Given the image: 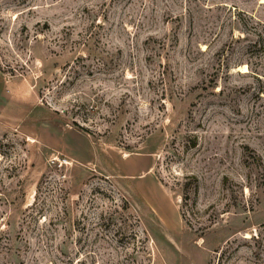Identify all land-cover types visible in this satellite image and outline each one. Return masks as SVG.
Instances as JSON below:
<instances>
[{
    "label": "rangeland",
    "instance_id": "374dc122",
    "mask_svg": "<svg viewBox=\"0 0 264 264\" xmlns=\"http://www.w3.org/2000/svg\"><path fill=\"white\" fill-rule=\"evenodd\" d=\"M0 264H264V0H0Z\"/></svg>",
    "mask_w": 264,
    "mask_h": 264
},
{
    "label": "bare ground",
    "instance_id": "6f19581e",
    "mask_svg": "<svg viewBox=\"0 0 264 264\" xmlns=\"http://www.w3.org/2000/svg\"><path fill=\"white\" fill-rule=\"evenodd\" d=\"M243 70L246 72L247 71V67L245 66V67H243Z\"/></svg>",
    "mask_w": 264,
    "mask_h": 264
},
{
    "label": "crops",
    "instance_id": "0c3cea01",
    "mask_svg": "<svg viewBox=\"0 0 264 264\" xmlns=\"http://www.w3.org/2000/svg\"><path fill=\"white\" fill-rule=\"evenodd\" d=\"M150 168V167H149ZM146 170H148V169H146ZM150 170V169H149Z\"/></svg>",
    "mask_w": 264,
    "mask_h": 264
}]
</instances>
